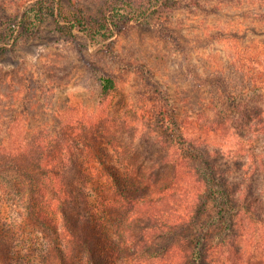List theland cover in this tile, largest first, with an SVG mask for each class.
<instances>
[{
  "label": "trees",
  "instance_id": "obj_1",
  "mask_svg": "<svg viewBox=\"0 0 264 264\" xmlns=\"http://www.w3.org/2000/svg\"><path fill=\"white\" fill-rule=\"evenodd\" d=\"M38 3L64 14L62 0ZM9 50L0 32V56ZM0 68L4 88L14 80ZM196 70L190 65L209 94L196 114L202 122L186 114L178 124L166 114L172 137L138 142L154 148L151 155L135 153V135L126 144L117 137L126 155H114L116 163L104 146L106 136H117L113 114L98 107L54 123L41 119L48 114L41 87L15 90V117L0 136V189L14 198L19 217L9 222L0 208V264H264V185L232 169L229 153L231 111H244L250 130L264 112L243 107L257 77L244 72L249 85L238 92L225 72L202 77ZM94 71L104 92L116 88L113 76ZM30 108L34 121L24 117ZM156 111L163 117L164 108ZM25 229L43 234L41 260L11 253L14 233Z\"/></svg>",
  "mask_w": 264,
  "mask_h": 264
},
{
  "label": "rangeland",
  "instance_id": "obj_2",
  "mask_svg": "<svg viewBox=\"0 0 264 264\" xmlns=\"http://www.w3.org/2000/svg\"><path fill=\"white\" fill-rule=\"evenodd\" d=\"M38 2L0 0V32L7 33L10 46L0 66L14 80L0 88V136L15 117L13 93L41 87L48 110L41 119L60 123L69 115L75 120L86 111L106 109L115 116L112 131L117 133L104 140L108 160L124 157L121 142L134 135L135 153L151 155L154 148L138 142L161 134L169 140L166 114H175L178 124L186 114L202 122L196 114L209 94L190 65L202 77L225 72L238 92L249 85L244 72L256 76L258 83L244 92L243 107L264 109V84L259 83L264 80V0H62L63 15ZM95 67L115 78L114 90L103 91ZM159 107L163 117L157 115ZM30 109L24 117L34 121ZM230 114L235 126L231 168L240 176L243 169L251 172L264 185V112L255 130L244 111ZM15 205L0 189V208L9 222L19 217ZM13 236L12 254L42 259L41 232L25 229Z\"/></svg>",
  "mask_w": 264,
  "mask_h": 264
}]
</instances>
